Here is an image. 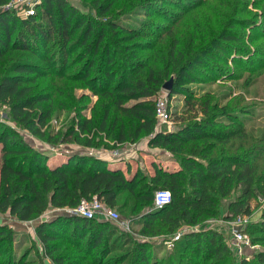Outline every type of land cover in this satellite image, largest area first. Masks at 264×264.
I'll return each mask as SVG.
<instances>
[{"label":"trees","instance_id":"trees-1","mask_svg":"<svg viewBox=\"0 0 264 264\" xmlns=\"http://www.w3.org/2000/svg\"><path fill=\"white\" fill-rule=\"evenodd\" d=\"M11 1L0 0V107L7 109L11 122L47 142L82 148L116 149L145 136L149 146L178 156L180 167L176 171L155 167L145 182L137 173L126 177L119 169L107 168L105 160L85 153L72 154L64 162L48 166L47 153H40L17 129L0 122L1 212L28 221L48 208L71 209L82 198L96 196L116 207L124 196L123 205L130 201L150 207L140 220L138 234L143 237L172 235L182 225H201L219 216L223 202L232 194L235 196L227 202L226 218L251 215V200L259 195L264 198V137L254 139L248 133L239 115L246 113L245 107L218 105L205 97L199 103L202 119L175 131H155L154 98L165 80L175 74L170 95H193L190 84L196 81L195 74L208 63L209 69L215 68L212 61L220 54L225 56L229 44L240 40L236 28H242L238 23L241 19H227L229 27L204 43L195 37L181 40L186 37L173 35L171 28L159 22L146 19L133 27L119 19L122 12L140 3L168 15L164 0H131L129 8L114 14L115 1L93 0L97 16L105 21L86 17L65 0H40L33 14L27 16L19 15L15 7H4ZM172 1L177 3L168 0ZM163 37L169 40L170 48L156 58L154 51ZM53 73L64 81L60 88L66 100L62 110L73 101L78 107L57 139L46 131L57 91H47L43 86ZM68 84L72 89L81 84L97 97L88 116L81 114L86 95H72ZM224 146L235 147V153H223ZM158 189H167L171 195L170 202L159 208L153 198ZM104 220L63 213L57 221L38 225L37 235L50 248L56 237L55 224L63 222L71 236H76V244L88 233L86 248L95 249L101 243L103 253L107 252L105 264H156L147 257L152 245L130 237L121 239ZM244 232L252 244L264 246V217L248 224ZM5 233L12 242L9 231L0 225V236ZM224 240L221 232L211 228L184 233L173 248L180 255L195 254L194 261L201 259V264H226L230 247ZM236 264H264V250L250 257L243 255Z\"/></svg>","mask_w":264,"mask_h":264},{"label":"rangeland","instance_id":"rangeland-1","mask_svg":"<svg viewBox=\"0 0 264 264\" xmlns=\"http://www.w3.org/2000/svg\"><path fill=\"white\" fill-rule=\"evenodd\" d=\"M36 1L37 3L40 2V0ZM65 1L86 17L105 21L104 17L97 16L92 3L93 0ZM104 1H115L114 7L116 10L112 11V14H114L121 9L129 8L131 0H100L101 3H105ZM163 2H167L164 10L169 12L168 15H163L154 7H145L143 3H140L132 9L122 12L119 19L133 27H138L146 19L159 22L161 26L171 28L173 35L186 37L181 40L195 37L199 41H205L204 43L209 42V39L223 27H226L224 31L229 27L226 24L227 19H241L238 20V23L242 28H236L240 40L229 44L231 48L228 49L225 56L220 54L217 59L212 61V65H216L215 68L209 69L208 67L211 64L208 63L207 66L203 67L204 70H200L195 74L196 81L190 84L193 95L187 96L183 92L170 95L162 88L155 94L166 93L168 108L171 111L170 122L158 125L156 123L155 131H175L186 123L202 119L199 103L203 98L210 97L218 105L245 107L246 113L239 115L242 117V122L245 124L248 133L252 134L254 139L260 136L264 137V0H177V3L164 0ZM19 15H23V13L20 12ZM175 18L177 19L176 23ZM169 48V40L163 37L157 46V50L154 51V56L159 58L161 51L165 52ZM193 49H197V47ZM199 57L203 56L199 54ZM51 76L46 77L43 86L47 91L53 90L54 92L56 90L57 93L53 98V113L48 121L46 131L57 139L56 135L62 133L71 123V119L76 116V108L78 109V107L77 102L73 101L68 102L72 107L62 110L61 105L66 100L60 94V88L64 85V81L55 77V73ZM174 77L175 74H171L165 82L172 78L173 85ZM78 85L72 89V86L68 84L67 89L72 92V95H86L87 101L81 109V114L88 116L89 107L97 97L88 88L81 84ZM0 122L17 129L25 140L40 153H47L48 160L45 165L50 166V163L57 158V152L63 149L62 144L57 145V142H47V140L33 136L25 129L15 125L10 121L5 107H0ZM147 138L144 136L139 140L143 142L137 145L135 143H125L119 146L122 147L121 150L125 153L131 154V163H127V170L130 173L143 176L144 181L147 182L153 176L155 167L163 171H176L179 169L178 156L167 149L146 145L144 142ZM142 150L143 154L139 152ZM221 150L223 153H235V147L233 146H224ZM218 151L217 149L215 153ZM141 154L146 155H144L145 159L141 157ZM139 162L140 164H138ZM234 196L235 194H232L226 202H223V210L219 216L206 220L201 225H182L174 234L167 236L143 237L139 235L140 220L150 207L134 205L130 201L127 205H123L124 196L118 200L116 207H112L118 212L119 220L111 222L106 219L104 221L116 229L115 233L121 239L130 237L135 241H146L150 246L152 245V248L147 250V257L150 263L155 262L156 264H201V259L198 262L194 261L195 254L188 252L180 255L179 251L173 248L174 245L168 247L167 241L177 234L180 237L186 232H199L212 228L221 232L224 241L230 247V255L227 256L228 261L226 264H236L243 255L250 257L253 252L255 254L260 250H264V246L257 243L252 244L254 247L252 250L242 251V253H239L237 248L233 246L230 236V231L233 228L231 224L233 218H226L225 214L227 202L233 199ZM119 206H122L123 209H119ZM250 207L252 213L247 215V223L239 226L242 230H245L248 224L262 220L264 217V198L259 195L256 199H252ZM68 209L67 207L48 208L28 221H20L9 214L8 211H0V225L6 227L12 238V242H10L6 233L0 236V264L9 261L11 256L10 264H105L104 260L107 252L103 253L101 243L98 248H86L89 240L88 233L80 241V244H76V236H71V230L66 229L63 222L55 224L53 234L55 233L56 237L54 241L50 242L54 245H51L50 248L43 245L37 235L38 225L52 220L57 221L58 216L68 213ZM95 227L98 229L100 226L95 225ZM102 231L105 234L107 230L103 227ZM201 256H203L202 253L199 257ZM53 257H58L59 261H54ZM208 263L210 262L208 261ZM106 264H116V262Z\"/></svg>","mask_w":264,"mask_h":264},{"label":"built area","instance_id":"built-area-1","mask_svg":"<svg viewBox=\"0 0 264 264\" xmlns=\"http://www.w3.org/2000/svg\"><path fill=\"white\" fill-rule=\"evenodd\" d=\"M37 4L36 0H12L10 3L6 4V8H17L18 13H23L24 16L33 14L35 6ZM155 101V118L156 123L158 124H168L171 120V111L168 108L166 93L157 95L154 98ZM62 146V145H61ZM92 151H89V154H92ZM154 204L156 207H162L168 204L171 200V195L167 189H158L154 192ZM68 213L78 215L85 218H98V219H107L112 222L119 220L118 212L112 207L106 205L102 200L98 199L96 196H93L89 199L82 198L77 206L68 209ZM247 223V216L238 215L232 219V230L230 231L232 244L239 253L242 251H248L253 249V245L250 241L249 236L240 229L239 226ZM179 239V235H175L169 241H167L168 247L174 245V241Z\"/></svg>","mask_w":264,"mask_h":264},{"label":"crops","instance_id":"crops-1","mask_svg":"<svg viewBox=\"0 0 264 264\" xmlns=\"http://www.w3.org/2000/svg\"><path fill=\"white\" fill-rule=\"evenodd\" d=\"M143 141H138L135 143V145L140 144ZM146 145H148L147 140L144 142ZM133 144V143H132ZM67 145V146H66ZM63 149H60L57 152V158H55L54 161L50 163V166L53 164H60L68 159V157L72 154L78 153V154H87L90 156L98 157L107 162V168L109 169H119L121 170L126 177L131 176L130 171L127 170V163H131L132 158H130L131 154L125 153L123 150H121L122 147H118L116 149H105V148H82L81 146L77 144H62ZM89 151H92V154H89ZM143 154V150L139 151ZM141 154V155H142ZM145 155V154H144ZM142 155L145 159V156ZM139 160V159H138ZM140 164V162L138 163ZM137 166V165H136ZM177 168V167H176ZM175 168V169H176ZM174 171V170H173Z\"/></svg>","mask_w":264,"mask_h":264},{"label":"water","instance_id":"water-1","mask_svg":"<svg viewBox=\"0 0 264 264\" xmlns=\"http://www.w3.org/2000/svg\"><path fill=\"white\" fill-rule=\"evenodd\" d=\"M172 88V78H170L167 82H165L162 86V89L169 92Z\"/></svg>","mask_w":264,"mask_h":264}]
</instances>
